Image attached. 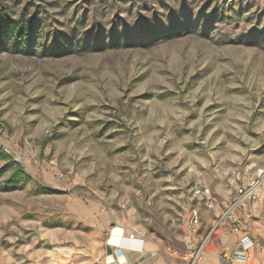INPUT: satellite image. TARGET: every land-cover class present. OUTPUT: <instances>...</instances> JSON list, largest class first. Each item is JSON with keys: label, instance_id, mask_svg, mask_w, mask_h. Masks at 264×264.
Instances as JSON below:
<instances>
[{"label": "rangeland", "instance_id": "374dc122", "mask_svg": "<svg viewBox=\"0 0 264 264\" xmlns=\"http://www.w3.org/2000/svg\"><path fill=\"white\" fill-rule=\"evenodd\" d=\"M0 24V264L264 247V0H0Z\"/></svg>", "mask_w": 264, "mask_h": 264}, {"label": "crops", "instance_id": "0c3cea01", "mask_svg": "<svg viewBox=\"0 0 264 264\" xmlns=\"http://www.w3.org/2000/svg\"><path fill=\"white\" fill-rule=\"evenodd\" d=\"M257 235L258 234H256V236H251L250 233L245 235L254 239L256 242V246L253 247L249 252V259L246 264H264V247H262L260 244V241H262V239L258 238ZM243 237L244 235H242V232H227L221 230L219 234L214 237V240H212L208 248L209 250L204 255V258L200 264H223L225 261V256L232 257L235 255V252L237 250L236 245ZM132 250H136V247L132 248L131 246H125L123 250V253L125 255V257L123 256V258L126 259L128 263L130 261L129 253L135 252ZM147 252L148 251L144 253L143 250V253H133L136 256L139 255V259L138 261H134L130 264H164L162 263L164 262V260L161 258V256H158V254L156 253L147 255ZM113 254L114 252L112 251V255ZM111 261H109V263Z\"/></svg>", "mask_w": 264, "mask_h": 264}, {"label": "built area", "instance_id": "2783aa9c", "mask_svg": "<svg viewBox=\"0 0 264 264\" xmlns=\"http://www.w3.org/2000/svg\"><path fill=\"white\" fill-rule=\"evenodd\" d=\"M133 237V236H132ZM133 239V238H131ZM254 246V241L249 236H244L239 243L240 252L236 258H231L225 256V261L223 264H246L249 259V252ZM197 258L193 260L192 264H195ZM109 264H128V261L123 258L120 254V250L115 248L114 254L112 255V261Z\"/></svg>", "mask_w": 264, "mask_h": 264}, {"label": "trees", "instance_id": "16d2710c", "mask_svg": "<svg viewBox=\"0 0 264 264\" xmlns=\"http://www.w3.org/2000/svg\"><path fill=\"white\" fill-rule=\"evenodd\" d=\"M3 23L5 24V26H10V27H13V28H16L17 27V24L15 22H12V21H9V20H3ZM0 27H1V24H0ZM12 37L14 38V35H12ZM4 39H5V36L1 33L0 31V48H5L4 46Z\"/></svg>", "mask_w": 264, "mask_h": 264}, {"label": "bare ground", "instance_id": "6f19581e", "mask_svg": "<svg viewBox=\"0 0 264 264\" xmlns=\"http://www.w3.org/2000/svg\"><path fill=\"white\" fill-rule=\"evenodd\" d=\"M260 176H262V178H264V172H262L261 171V175ZM257 188V187H256ZM253 189V188H252ZM254 189H255V187H254ZM251 192H252V190H251ZM126 241V240H125ZM133 241V240H132ZM117 250H120V254L121 255H123L124 257H125V255H124V253L122 252V250L121 249H117Z\"/></svg>", "mask_w": 264, "mask_h": 264}, {"label": "water", "instance_id": "95a60500", "mask_svg": "<svg viewBox=\"0 0 264 264\" xmlns=\"http://www.w3.org/2000/svg\"><path fill=\"white\" fill-rule=\"evenodd\" d=\"M17 159H18L19 161H21V158H20V156H17Z\"/></svg>", "mask_w": 264, "mask_h": 264}]
</instances>
